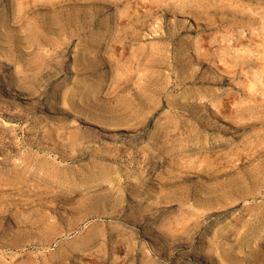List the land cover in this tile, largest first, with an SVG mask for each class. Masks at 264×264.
<instances>
[{
  "label": "rangeland",
  "instance_id": "obj_1",
  "mask_svg": "<svg viewBox=\"0 0 264 264\" xmlns=\"http://www.w3.org/2000/svg\"><path fill=\"white\" fill-rule=\"evenodd\" d=\"M0 264H264V0H0Z\"/></svg>",
  "mask_w": 264,
  "mask_h": 264
},
{
  "label": "bare ground",
  "instance_id": "obj_2",
  "mask_svg": "<svg viewBox=\"0 0 264 264\" xmlns=\"http://www.w3.org/2000/svg\"><path fill=\"white\" fill-rule=\"evenodd\" d=\"M163 5V4H162ZM163 8V7H162ZM185 10V9H184Z\"/></svg>",
  "mask_w": 264,
  "mask_h": 264
}]
</instances>
